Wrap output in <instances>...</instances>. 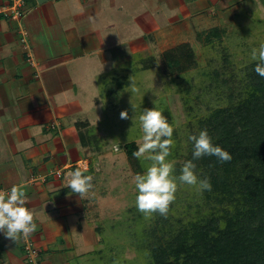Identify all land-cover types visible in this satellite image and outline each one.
<instances>
[{"label": "crops", "instance_id": "crops-1", "mask_svg": "<svg viewBox=\"0 0 264 264\" xmlns=\"http://www.w3.org/2000/svg\"><path fill=\"white\" fill-rule=\"evenodd\" d=\"M24 11L0 17V192L23 184L38 227L16 242L0 233V264H28L27 243L39 246L36 264H78L85 202L69 173H88L81 135L96 118L99 77L239 17L264 19V0H25Z\"/></svg>", "mask_w": 264, "mask_h": 264}, {"label": "rangeland", "instance_id": "rangeland-1", "mask_svg": "<svg viewBox=\"0 0 264 264\" xmlns=\"http://www.w3.org/2000/svg\"><path fill=\"white\" fill-rule=\"evenodd\" d=\"M261 43L264 19L248 14L219 36L203 34L193 44H182L167 54L116 63L99 77L94 124L86 122L82 127L91 147L82 167L93 177V188L76 213L77 219L79 214L85 218L84 232L83 226L80 229L85 234L75 241V262L149 264L152 228L158 235L162 231L173 235L183 226L220 216L224 208H230L207 199L195 186L178 182L175 200L165 216L167 223L158 225L157 213L146 218L135 207L133 177L152 162L134 157L130 147L134 144L137 149L141 142L140 112L154 107L162 110L174 128L169 159L175 161V175L179 176L192 144L188 136L197 133L198 121L215 109L237 103L249 91L245 69L255 62L251 51ZM172 58L180 65H174ZM133 87L138 91L132 92ZM125 110L129 118L121 119ZM26 246L34 247L37 256V243ZM30 248L25 257L33 254Z\"/></svg>", "mask_w": 264, "mask_h": 264}, {"label": "trees", "instance_id": "trees-1", "mask_svg": "<svg viewBox=\"0 0 264 264\" xmlns=\"http://www.w3.org/2000/svg\"><path fill=\"white\" fill-rule=\"evenodd\" d=\"M218 32L210 35L219 36ZM171 62L180 65L177 58ZM256 63L245 69L247 94L198 121L196 135L207 129L213 143L232 156L226 162L215 156L193 161L197 175L208 177L212 185L203 193L230 208L173 235L167 231L158 235L152 228L149 264H264V77L255 72ZM87 140L81 135L82 143ZM193 143L186 161L193 159ZM85 146L91 148L88 142ZM130 148L136 151L134 144ZM157 215L158 225H165V216Z\"/></svg>", "mask_w": 264, "mask_h": 264}, {"label": "clouds", "instance_id": "clouds-1", "mask_svg": "<svg viewBox=\"0 0 264 264\" xmlns=\"http://www.w3.org/2000/svg\"><path fill=\"white\" fill-rule=\"evenodd\" d=\"M251 58L258 61L255 72L264 77V43L253 48ZM115 67V64L113 65ZM132 92L138 91L135 87ZM121 119H128V112L121 111ZM134 117H132V120ZM141 130L140 143L133 156L145 158L152 163L143 172L134 175L135 207L148 218L154 213L166 216L170 204L175 200V193L179 184L195 186L198 191L211 190L208 177L200 178L193 162L203 156H215L221 162L230 161L231 154L220 145L213 143L207 129L199 134H190L188 139L193 143L192 160L184 162L179 176L175 175V161L170 160L175 141L174 128L162 110L145 108L139 114ZM69 186L72 193L79 197L86 196L93 188V177L84 175L79 168L69 173ZM28 199L26 187L23 184L13 185L9 190L0 192V233L16 242L21 237L27 239L37 230L34 212L26 207ZM223 226V225H222Z\"/></svg>", "mask_w": 264, "mask_h": 264}, {"label": "built area", "instance_id": "built-area-1", "mask_svg": "<svg viewBox=\"0 0 264 264\" xmlns=\"http://www.w3.org/2000/svg\"><path fill=\"white\" fill-rule=\"evenodd\" d=\"M24 5H25V0H8V5L7 6H2L0 7V17H10L14 20H20L24 16ZM25 247V254L30 253L28 251V247ZM31 249V248H30ZM31 251H33V254L31 255H26V262L28 264H36L37 263V256H35V248L32 247Z\"/></svg>", "mask_w": 264, "mask_h": 264}]
</instances>
